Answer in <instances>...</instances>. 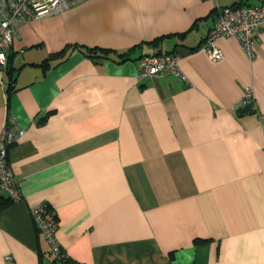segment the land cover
Returning a JSON list of instances; mask_svg holds the SVG:
<instances>
[{"label":"crops","instance_id":"crops-1","mask_svg":"<svg viewBox=\"0 0 264 264\" xmlns=\"http://www.w3.org/2000/svg\"><path fill=\"white\" fill-rule=\"evenodd\" d=\"M235 1L80 0L19 26L0 131L23 130L8 153L22 198L0 210V264H264V28L252 58L232 36L217 60L194 48ZM78 45L133 48L96 62ZM172 50L187 80L140 76V56ZM247 86L255 108L240 114Z\"/></svg>","mask_w":264,"mask_h":264},{"label":"built area","instance_id":"built-area-1","mask_svg":"<svg viewBox=\"0 0 264 264\" xmlns=\"http://www.w3.org/2000/svg\"><path fill=\"white\" fill-rule=\"evenodd\" d=\"M80 0H0V67L8 65L9 49L13 43L15 32L25 21L47 13L60 12ZM215 18L200 48L207 52L211 60L223 57L224 52L218 40L225 36L236 38L246 53L252 58L255 55V44L259 31L264 28V1L242 5H222L217 2ZM180 56L176 52H148L139 57L140 76L152 77L163 74H175L187 80L179 64ZM255 108L252 89L247 86L238 107ZM23 133L15 121H7L0 131V188L12 199L22 198V191L14 179L13 169L8 161L9 143ZM32 214L49 244L55 258L67 259L56 237L57 217L52 206L41 202L31 208ZM11 257L7 255V258ZM79 264V263H75Z\"/></svg>","mask_w":264,"mask_h":264},{"label":"trees","instance_id":"trees-1","mask_svg":"<svg viewBox=\"0 0 264 264\" xmlns=\"http://www.w3.org/2000/svg\"><path fill=\"white\" fill-rule=\"evenodd\" d=\"M247 2H244V0H236L235 2H233L231 5H242V4H246ZM216 11V10H215ZM198 21H196L192 27H195L197 25ZM179 36H184L185 32H179L177 33ZM168 36V35H167ZM170 36V35H169ZM164 36H160L155 38L154 40L151 41H147L149 43H153L154 45L163 38ZM201 43L198 46H195L194 48L200 47ZM77 47V45H75ZM79 49L81 51H83L85 53V55H87L88 57L92 58L94 61H100L102 59H107V58H111V59H125V58H129L130 55V50L133 48L131 47L130 49H127L126 51L123 52H118L114 49L111 48H107V47H102V46H87V45H78ZM64 51V50H63ZM166 52H174V50L172 51H166ZM157 53H163L162 51H157ZM116 56V57H115ZM11 59L10 56L8 54V65L6 67V75L8 76V80H9V86H8V90L10 91V89L12 88L11 85L15 80V75H13V71L15 68L10 67L11 66ZM48 64V61H46L44 63V65ZM248 110H252V108L250 106H246V107H242L241 109H238L237 112H239L240 114H242L245 111ZM48 118V114L45 115L43 118H41V120L45 121ZM12 143V142H11ZM11 143H9V145H11ZM9 153V152H8ZM13 201V199L8 195L3 193V191L0 188V210L7 207L11 202Z\"/></svg>","mask_w":264,"mask_h":264},{"label":"rangeland","instance_id":"rangeland-1","mask_svg":"<svg viewBox=\"0 0 264 264\" xmlns=\"http://www.w3.org/2000/svg\"><path fill=\"white\" fill-rule=\"evenodd\" d=\"M57 228H58V221H57ZM61 245V244H60ZM61 248H62V246H61ZM63 249V248H62ZM64 250V249H63ZM65 251V250H64Z\"/></svg>","mask_w":264,"mask_h":264}]
</instances>
